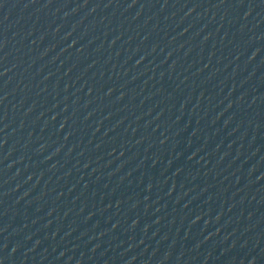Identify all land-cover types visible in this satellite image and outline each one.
Masks as SVG:
<instances>
[{"label":"water","instance_id":"water-1","mask_svg":"<svg viewBox=\"0 0 264 264\" xmlns=\"http://www.w3.org/2000/svg\"><path fill=\"white\" fill-rule=\"evenodd\" d=\"M211 171L247 264H264V0H167Z\"/></svg>","mask_w":264,"mask_h":264}]
</instances>
